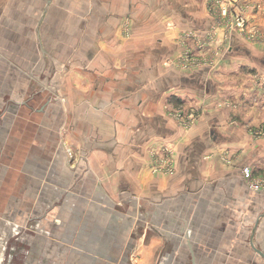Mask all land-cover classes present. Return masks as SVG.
I'll list each match as a JSON object with an SVG mask.
<instances>
[{"label":"crops","instance_id":"crops-1","mask_svg":"<svg viewBox=\"0 0 264 264\" xmlns=\"http://www.w3.org/2000/svg\"><path fill=\"white\" fill-rule=\"evenodd\" d=\"M213 3L0 0L4 140L28 151L20 166L8 148L3 159L40 221L55 210L98 214L121 198L149 213L154 238L146 253L163 244L165 257L180 264L242 263L236 248L246 244L235 235L253 224L254 194H264L241 176L245 166L264 176V0L240 1L259 40L232 34L219 63L200 62L197 42L214 27ZM189 49L195 66L181 68ZM223 101L230 106H217ZM164 142L175 148L172 175L150 169L151 150ZM97 214L85 218L86 242H114L126 222L111 225L114 236H94L110 223ZM262 221L263 233L264 214ZM61 223L55 213L51 226Z\"/></svg>","mask_w":264,"mask_h":264},{"label":"rangeland","instance_id":"rangeland-1","mask_svg":"<svg viewBox=\"0 0 264 264\" xmlns=\"http://www.w3.org/2000/svg\"><path fill=\"white\" fill-rule=\"evenodd\" d=\"M235 10H230L228 13L243 12L241 5H234ZM221 10L216 2L210 7L209 14L215 19L213 29L205 36L204 39L197 42L199 47L200 62H213L219 63L222 59L223 49L226 48L227 42L230 36L227 34V28L225 19L220 14ZM244 14V12H243ZM222 16V17H221ZM220 19V20H218ZM246 23V29L249 24ZM246 21V22H247ZM127 29V28H126ZM219 29L223 30L222 39H218L217 32ZM237 34V33H236ZM238 35L247 40L256 42L260 39L259 32L254 37L247 39L240 33ZM181 38V37H180ZM210 46V47H209ZM190 57L194 51L191 49L187 50ZM205 59V60H204ZM189 68L195 66L194 60H189ZM17 102H21L17 100ZM11 115V113H10ZM10 121L15 122L16 117L8 116ZM21 119L17 121V126L21 127ZM0 147H4V150L0 153V264H10L9 260L12 259L14 264H180L179 261H174L165 257V251L168 252L169 246L163 244H157L158 253L153 256V252L146 253L145 250L153 251V227L146 223L148 220L149 213L145 211V206L141 208L138 213L133 211L132 207L135 208V202L123 201L121 198L113 199L110 201V207L108 209L107 202L102 210L97 213L87 212L83 214V218L80 213L77 215H68L70 213H62L53 211L50 219H42L40 221L39 215L42 213L33 212L29 210V202L27 201V195L21 191V178L18 174L13 173V169L10 167L6 168V161L3 159L5 156V149L14 152L15 157L12 159L14 164L21 165V157L23 153L28 152L21 147L16 145V140L13 144L12 141L6 142V113L3 108L0 110ZM19 136V137H18ZM17 139L21 138V131L19 135L15 136ZM173 144V143H172ZM174 145V144H173ZM66 153L69 158L72 159L71 152L66 149ZM255 178V177H254ZM261 179V183H264V176L255 178ZM249 188V186H247ZM250 189V188H249ZM260 191H264L261 189ZM255 192V191H254ZM259 192V191H258ZM131 202V203H129ZM123 204H128L127 210L124 212ZM254 221L253 224H247L246 229H241L238 235H235L237 239L241 238L242 242H245L246 246L238 245L236 252L242 256V263H237L230 260L221 261L223 264L229 262V264H248L251 263L250 255L253 254L254 261H264L255 254L249 247V238L251 231L254 226L255 232L253 236V242L256 248L264 249V236L262 233V216L264 214V194H254ZM31 207V206H30ZM129 209V210H128ZM57 213L62 222L59 228H53L50 224L53 216ZM60 213V214H59ZM96 215L99 219L110 217V223L108 229L95 228L96 232L94 236H100L101 232L105 236L108 234L114 236L116 228L111 227L112 224H117L118 221L124 220L126 222L125 229H119V235H116L114 242L109 243H88L86 238L89 235L91 228H85V218L90 215ZM78 216L79 221H76ZM49 218V217H48ZM39 219V220H38ZM49 220V221H48ZM38 221L41 223L39 224ZM48 221V222H47ZM81 225V226H80ZM193 230V229H192ZM112 231H114L112 233ZM194 232V230H193ZM233 234V233H232ZM181 235V234H180ZM119 236V237H117ZM230 237V234H229ZM232 241L235 238L231 235ZM97 239H99L97 237ZM236 239V240H237ZM263 251V250H262ZM14 252V253H12ZM10 254V255H9ZM44 257V258H42ZM248 260V262L246 261Z\"/></svg>","mask_w":264,"mask_h":264},{"label":"built area","instance_id":"built-area-1","mask_svg":"<svg viewBox=\"0 0 264 264\" xmlns=\"http://www.w3.org/2000/svg\"><path fill=\"white\" fill-rule=\"evenodd\" d=\"M241 0H214L221 10V16L225 19V24L227 28V34L229 36L235 32L240 33L242 36L247 37V39L252 38L255 34L258 33V29L253 26H247L246 23L247 17L243 14V12H234L228 13L230 10H235L234 5H240ZM247 21V22H246ZM231 33V34H230ZM186 56L185 58L179 62L181 68L188 69L189 68V60H193L188 52L184 53ZM264 80V79H263ZM217 106H225L229 107V101H223L217 104ZM180 117V114H176ZM197 119V115L190 114L188 115L187 119H185V124L192 123ZM263 132H258V136ZM174 152L175 148L171 142H164L162 143L157 149L151 150V172L152 173H162L163 175H172L175 171V163H174ZM241 176L244 179L247 186H249L251 191H260L264 187V183H261V179H255L252 174V170L250 167L245 166L241 169Z\"/></svg>","mask_w":264,"mask_h":264},{"label":"water","instance_id":"water-1","mask_svg":"<svg viewBox=\"0 0 264 264\" xmlns=\"http://www.w3.org/2000/svg\"><path fill=\"white\" fill-rule=\"evenodd\" d=\"M255 228L256 226H254L252 228V231H251V236H250V246L257 252L259 253L263 258H264V253L261 252L259 249H257L255 246H254V243H253V236H254V232H255Z\"/></svg>","mask_w":264,"mask_h":264},{"label":"flooded vegetation","instance_id":"flooded-vegetation-1","mask_svg":"<svg viewBox=\"0 0 264 264\" xmlns=\"http://www.w3.org/2000/svg\"><path fill=\"white\" fill-rule=\"evenodd\" d=\"M12 253H14V252H12ZM9 255H10V254H9ZM10 259H11V260H9V263H10V264H14V263L12 262V259H13V258H10Z\"/></svg>","mask_w":264,"mask_h":264}]
</instances>
